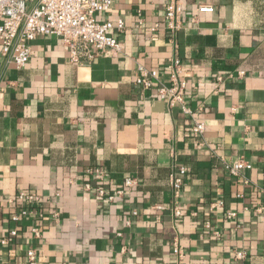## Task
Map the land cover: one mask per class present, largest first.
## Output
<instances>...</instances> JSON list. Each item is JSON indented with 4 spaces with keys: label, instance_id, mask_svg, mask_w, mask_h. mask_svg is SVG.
Returning a JSON list of instances; mask_svg holds the SVG:
<instances>
[{
    "label": "crops",
    "instance_id": "crops-1",
    "mask_svg": "<svg viewBox=\"0 0 264 264\" xmlns=\"http://www.w3.org/2000/svg\"><path fill=\"white\" fill-rule=\"evenodd\" d=\"M165 2L118 0L98 13L99 21L123 19L122 30L110 31L119 53L76 65L59 38L45 34L30 43L21 68L0 56V240L14 225L9 199L18 191L39 194L45 211L39 238L23 218L17 234L0 241V264H27L28 248L36 264H264V0H181L176 48L164 29L156 39L148 31L162 21ZM199 4L213 11L198 12ZM174 54L185 102L204 121V144L178 105L157 98L155 86L133 83L142 64L167 84ZM239 157L251 168L234 177L221 160ZM172 162L186 168L176 200ZM125 177L136 184L121 197L95 195V187L114 190ZM236 250L245 256L235 258Z\"/></svg>",
    "mask_w": 264,
    "mask_h": 264
},
{
    "label": "built area",
    "instance_id": "built-area-1",
    "mask_svg": "<svg viewBox=\"0 0 264 264\" xmlns=\"http://www.w3.org/2000/svg\"><path fill=\"white\" fill-rule=\"evenodd\" d=\"M118 0H0V56L7 62L12 63L16 68H21L32 57L31 42L38 35H55L61 44L67 49L68 61L73 64H80L85 60H91L96 56L111 51L119 53L121 46L116 36L110 33L111 30L120 31L124 27L122 18L115 21H99L98 13L109 10ZM181 0H166L163 4V18L161 22H154L148 26L152 39H156V32L164 29L168 41L175 44V35L181 27ZM198 12H211L213 6L208 4L197 5ZM143 20L137 19L136 27H141ZM168 83L165 84L157 78L156 71L138 64L133 76V83L143 91H149L155 86V96L164 101L168 107L178 105L180 109L189 115L190 125L188 132L197 136L199 144H204L201 139L205 124L202 119L195 116L194 111L185 102L186 80L183 76L180 59L174 54L165 65ZM243 74L242 71L237 73ZM220 80V77H217ZM222 168L231 176H240L242 171L251 168V163L239 157L234 162L221 160ZM99 180H102L101 171L96 168ZM186 168L183 164L172 162L171 171L168 174V184L173 199L179 197L184 182ZM246 182V180H244ZM101 182V181H100ZM136 184V180L125 177L122 185L114 190H106L104 186L95 187V195L107 201H113L121 197L124 191ZM91 185L84 184V189L89 191ZM44 199L34 192L18 191L10 198L11 204L17 210L10 214V220L14 223L8 235L3 237L1 243H6L17 234V225L23 218H30L33 223L30 226L32 236H41L40 220L45 217V211L41 206ZM213 205L221 206L222 201L218 200ZM262 211L263 207H257ZM135 215L136 211H132ZM173 214L179 216L181 207L176 202L173 205ZM234 211H228V217L234 216ZM55 222H58V212L51 214ZM130 224V219L125 220V225ZM119 235V232L117 233ZM173 254L176 261L182 258L181 248L174 242ZM27 264L37 263L35 248H28L25 252ZM235 258H243L245 252L234 251Z\"/></svg>",
    "mask_w": 264,
    "mask_h": 264
}]
</instances>
